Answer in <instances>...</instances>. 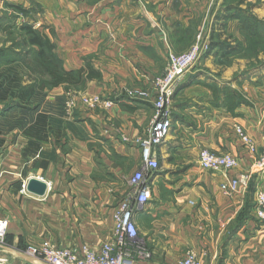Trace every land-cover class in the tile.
<instances>
[{
    "label": "crops",
    "instance_id": "obj_1",
    "mask_svg": "<svg viewBox=\"0 0 264 264\" xmlns=\"http://www.w3.org/2000/svg\"><path fill=\"white\" fill-rule=\"evenodd\" d=\"M223 1L0 0V15L6 3L28 11V18L56 43L67 69L89 62L99 70L101 80L88 81L84 92L114 101L109 109L79 103L69 116L43 103L35 106L34 120L26 126L0 131V215L9 219L0 255L9 264H45L23 253L29 245L87 244L99 250L111 238L116 207L142 165L135 138L155 112L152 99L130 98L125 90L138 84L150 89L165 71L169 53L189 49L197 33L225 36L230 21L225 25L217 18H225L218 13L228 10ZM234 28L229 24L228 31ZM203 56L178 85L175 95L181 99L172 108L171 132L158 148L160 167L151 178L152 197L134 208L133 219L148 251L136 264H180L189 249L206 264H264V225L255 211L257 195L264 191V172H254L246 190L228 196L220 189L223 174L199 162L200 150L208 148L238 158L231 177L252 168L256 157L236 126L248 132L259 152L263 150L264 66L261 72L251 70L250 78L234 79L229 87L242 92L249 103L230 110L220 92L224 83L214 101L208 87L194 82L207 67L219 72L214 55ZM240 62V68L247 64ZM238 68L236 63L229 67L223 79ZM64 92L57 87L50 99ZM2 109L0 105V119ZM19 111H5V120L24 118ZM45 113L49 118L44 133H30ZM51 119L56 121L52 125ZM33 177L48 183L44 196L21 192ZM246 204L252 216L240 230L237 216Z\"/></svg>",
    "mask_w": 264,
    "mask_h": 264
},
{
    "label": "built area",
    "instance_id": "obj_2",
    "mask_svg": "<svg viewBox=\"0 0 264 264\" xmlns=\"http://www.w3.org/2000/svg\"><path fill=\"white\" fill-rule=\"evenodd\" d=\"M189 50L183 53L170 52L165 71L152 81L150 89L128 87L125 93L134 99L153 100L154 115L146 130L135 138L140 146L142 165L129 179V190L115 210V227L111 238L103 243L99 250L84 244L82 247H63L52 243L29 245L23 253L41 260L45 264H136L138 258L148 256L144 241L133 219L136 205L147 203L152 197L151 178L159 169L158 148L169 136L172 121V100L184 75L189 72L207 51L210 43L200 32ZM88 108L113 107L114 101L99 94L69 91L66 101V113L72 115L78 104ZM236 132L248 152L254 155L252 168L237 177H231V171L238 167V158L230 152L216 153L202 148L199 154L200 165L207 170L223 174L225 180L220 184L221 191L232 196L248 188L252 175L256 171L264 172V148L259 152L254 139L240 125ZM22 193L27 192L26 184ZM256 215L264 225V191L259 192L256 200ZM9 219L0 215V247H6ZM0 264H9L4 255H0ZM180 264H206L194 249L187 251Z\"/></svg>",
    "mask_w": 264,
    "mask_h": 264
},
{
    "label": "trees",
    "instance_id": "obj_3",
    "mask_svg": "<svg viewBox=\"0 0 264 264\" xmlns=\"http://www.w3.org/2000/svg\"><path fill=\"white\" fill-rule=\"evenodd\" d=\"M18 16H27L26 9L19 4L6 3L0 20L3 18L17 20ZM10 29L12 30V27ZM19 29L22 32L25 49L17 51L16 58L7 59L8 49L0 46V105L3 107L0 131L7 127L11 129L26 126L34 120L35 106L43 103L57 110L60 115L68 116L66 113L68 92L84 91L88 81L102 78V73L89 62L80 68L67 69L56 51V43L46 32L36 28L32 21L19 23ZM57 87H63L65 92L52 100L50 92ZM220 92L224 94V103L230 110L240 104L249 103L242 92L229 86L220 88ZM15 107L20 108L19 113L24 118L6 121L3 113ZM48 118L47 113L39 115L35 122L36 127H31L29 132L39 133L43 130L44 133ZM49 121L51 125L56 122L53 119ZM39 145L40 142L38 148ZM30 147H33V143H30ZM250 209L249 204L242 208L237 216V224L247 210L250 213Z\"/></svg>",
    "mask_w": 264,
    "mask_h": 264
},
{
    "label": "rangeland",
    "instance_id": "obj_4",
    "mask_svg": "<svg viewBox=\"0 0 264 264\" xmlns=\"http://www.w3.org/2000/svg\"><path fill=\"white\" fill-rule=\"evenodd\" d=\"M223 4L226 5V9L228 10L224 13L219 12L218 14L225 16V18L220 19L218 16L217 18L218 20H223V23L226 22L225 25L230 21V27H235V30L229 32L228 24L227 30L224 33L225 36H223V34H216V36H211L209 38V47L203 55L206 57L214 55L215 69L219 70V72L213 73L211 68L207 67L201 72L200 77H197L194 81H198L197 83L204 84V86L208 87L212 92L214 101L217 99L215 93L219 86H223L224 84V87L233 86L235 85V78H239L240 76H242V78H250L252 77L250 73L251 70L260 69L259 71L261 72L263 71L261 67L264 66V16L261 15V10L264 11V0H224ZM26 12L27 16H18L17 20L10 18H3L0 20V46H4L8 49L7 59L16 58V52L25 49L19 23L23 21H32L28 18L29 14L27 10ZM217 18H215L213 25H215ZM32 22L37 28V23L35 21ZM11 27L12 30L10 29ZM4 28H8V30L6 31ZM199 33L196 34L192 44L197 40L196 38ZM202 34H204L205 37V31L204 33L202 32ZM212 39L216 40V44L212 43ZM11 48H15V50ZM242 59L246 60L247 64L245 67L240 68V60ZM235 63L239 67L237 72L232 77L227 79L226 76V79H223L225 75L224 71L228 70V68L232 67ZM201 76L203 78H201ZM133 87L141 86L138 84V86L133 85L131 88ZM222 88L223 87H221V89ZM78 92L84 91L79 90ZM177 94H179V92ZM176 97L177 95L173 97L172 108L174 104L181 99L180 97L176 99ZM250 216L252 215L248 213L247 210V213L243 214L241 221H238L237 228L241 230Z\"/></svg>",
    "mask_w": 264,
    "mask_h": 264
},
{
    "label": "water",
    "instance_id": "obj_5",
    "mask_svg": "<svg viewBox=\"0 0 264 264\" xmlns=\"http://www.w3.org/2000/svg\"><path fill=\"white\" fill-rule=\"evenodd\" d=\"M27 190L35 195L44 196L48 189V183L42 178H31L26 184Z\"/></svg>",
    "mask_w": 264,
    "mask_h": 264
}]
</instances>
